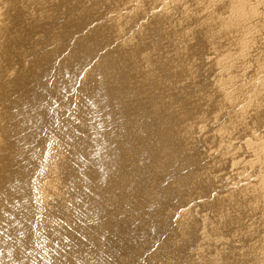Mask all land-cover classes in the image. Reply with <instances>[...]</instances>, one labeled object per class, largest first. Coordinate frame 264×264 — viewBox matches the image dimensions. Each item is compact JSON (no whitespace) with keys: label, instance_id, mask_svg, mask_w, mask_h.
I'll use <instances>...</instances> for the list:
<instances>
[{"label":"bare ground","instance_id":"obj_1","mask_svg":"<svg viewBox=\"0 0 264 264\" xmlns=\"http://www.w3.org/2000/svg\"><path fill=\"white\" fill-rule=\"evenodd\" d=\"M0 264H264V0H0Z\"/></svg>","mask_w":264,"mask_h":264}]
</instances>
